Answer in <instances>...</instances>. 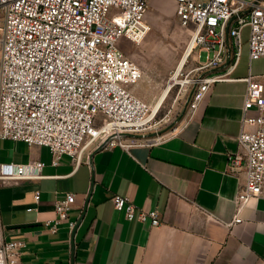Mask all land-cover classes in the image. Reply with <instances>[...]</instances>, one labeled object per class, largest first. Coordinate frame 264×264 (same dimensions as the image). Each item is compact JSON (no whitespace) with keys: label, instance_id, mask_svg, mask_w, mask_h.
I'll return each instance as SVG.
<instances>
[{"label":"built area","instance_id":"2783aa9c","mask_svg":"<svg viewBox=\"0 0 264 264\" xmlns=\"http://www.w3.org/2000/svg\"><path fill=\"white\" fill-rule=\"evenodd\" d=\"M182 27H191L185 61L194 64L172 74L170 87L183 95L191 117L217 81L242 80L241 150L227 154L228 168L241 169L244 181L236 199V216L254 198H264V73L233 77L241 56L242 28H248L249 61L264 57V0H172ZM151 0H0V139L42 145L51 163L68 155L75 165L96 148L149 146L162 140L153 126L151 107L128 86L142 77L139 65L119 45L139 43L149 25ZM200 51H205L200 60ZM185 63V62H184ZM181 70V68H180ZM169 87V88H170ZM247 110H255L246 116ZM247 124L249 127H243ZM44 163H0V180L41 177ZM35 201L39 192L33 194ZM72 192L55 198L51 231L65 221L75 226L69 210ZM112 206L128 220L159 225L158 210H143L126 194L113 193ZM28 207L27 210H30ZM0 223V264H20L22 242L6 240Z\"/></svg>","mask_w":264,"mask_h":264},{"label":"crops","instance_id":"0c3cea01","mask_svg":"<svg viewBox=\"0 0 264 264\" xmlns=\"http://www.w3.org/2000/svg\"><path fill=\"white\" fill-rule=\"evenodd\" d=\"M241 33L231 76L249 70L263 79L264 57L249 61L248 28ZM244 89L242 80L214 82L194 114L160 142L92 149L78 165L68 155L53 165L46 146L0 139V163H44L39 178L0 180V223L6 240L22 242L20 264H264V198L248 200L241 221L228 224L244 181L227 159L241 150L236 136ZM66 192L75 195L68 215L75 226L63 221L51 231L46 221L55 217L53 201ZM113 193L158 210L161 223L126 219L113 208Z\"/></svg>","mask_w":264,"mask_h":264},{"label":"rangeland","instance_id":"374dc122","mask_svg":"<svg viewBox=\"0 0 264 264\" xmlns=\"http://www.w3.org/2000/svg\"><path fill=\"white\" fill-rule=\"evenodd\" d=\"M145 21L149 30L139 43L121 39L119 45L144 72L139 82L128 86V89L143 99L153 111L157 99L168 85L167 81L174 74L184 53L191 27H182L179 24L171 0H152L147 8ZM195 54L194 51L187 58L179 72H184L194 64ZM205 56L206 52L200 51V60H204ZM176 93L177 88L170 87L161 105L155 110L153 127L158 135L173 131L187 116L183 95L177 96Z\"/></svg>","mask_w":264,"mask_h":264},{"label":"bare ground","instance_id":"6f19581e","mask_svg":"<svg viewBox=\"0 0 264 264\" xmlns=\"http://www.w3.org/2000/svg\"><path fill=\"white\" fill-rule=\"evenodd\" d=\"M184 62H185V53L182 54V56H181V58H180V60H179V62H178V64H177V67H176L175 73H177V72L180 70V68L182 67V65L184 64ZM169 87H170V85H167V86L165 87V89L163 90V93L159 96V98H158V100H157V103L154 105V108H153L152 114L155 113V110L157 109V107L160 106L161 102L163 101V99H164L165 96H166V93H167Z\"/></svg>","mask_w":264,"mask_h":264}]
</instances>
